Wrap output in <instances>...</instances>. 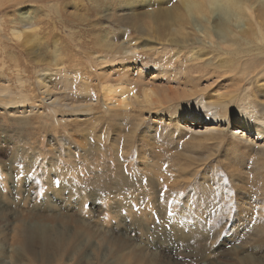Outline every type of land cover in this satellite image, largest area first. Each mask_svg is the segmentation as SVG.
<instances>
[{"label":"rangeland","instance_id":"1","mask_svg":"<svg viewBox=\"0 0 264 264\" xmlns=\"http://www.w3.org/2000/svg\"><path fill=\"white\" fill-rule=\"evenodd\" d=\"M179 2L44 0L0 12L5 28L22 23L19 13L30 20L19 26L23 33L19 42L2 40V50L8 43L4 52L13 61L7 63L10 69L2 70L9 92L18 95L20 89L14 61L27 62L30 68L40 60L44 67H54L56 53L67 73L75 75L72 87L58 93L91 100L92 105L91 119L76 115L80 118L77 127L55 128L54 122L60 123L63 115L55 114L49 103L37 104L43 119L34 129L19 125L0 107V264H264V162L252 154L249 144L244 149L228 138L238 131L236 117L230 119L231 131L220 144L186 138L178 143L179 134L173 135L168 111L141 103L143 86L160 92L170 87L167 83L176 79V73L181 80H196L206 71V76L222 72L227 61L236 66L234 61L240 57H230L238 51L261 46L258 41L248 49L216 39L202 42L203 35L196 29L197 39L175 44L178 27L171 20L162 22L155 17L167 10L177 12ZM250 8L262 27L263 9ZM25 41L29 46L23 47ZM14 43L16 50L10 48ZM128 49H136L135 54L127 53ZM21 70L23 90L30 84L34 87L32 68L27 74ZM102 73L107 80L103 85H117L118 80L134 85L130 97L138 99H126L125 112L109 114L102 110V101L98 105L93 101L100 97ZM83 80L87 83L81 84ZM131 80L135 82L128 83ZM262 80L264 75L254 80L260 102ZM222 81L200 79L198 89L205 90L210 99L227 93L231 105L235 104L240 97H229L237 87L228 88ZM188 119L182 122L187 128L206 131L207 125H195ZM40 123L47 129L43 131ZM95 151L100 156L98 171H103L101 161L107 160L111 177L112 168L119 166L117 158H122L127 179L136 175L129 187L117 185L108 195H89V160ZM127 155L132 164L128 172L124 166ZM153 163H158L160 173L143 177L142 168L152 171Z\"/></svg>","mask_w":264,"mask_h":264},{"label":"bare ground","instance_id":"2","mask_svg":"<svg viewBox=\"0 0 264 264\" xmlns=\"http://www.w3.org/2000/svg\"><path fill=\"white\" fill-rule=\"evenodd\" d=\"M43 1L44 0H0V12L5 9H11L16 6L18 7L26 2L37 4ZM254 5H258L261 9H263V13L261 15H263L264 17V0H180V2L178 3L179 9L177 10V12L174 11L173 13H170V11L167 10V12L162 14V16H159L160 14L156 15L157 17L155 18H157L158 21H162L163 19L168 21L171 20L170 22L173 21V23L178 27V39L176 41L177 43L175 44H185V42H188L189 39L192 37L197 39L196 37H198V34L196 30L200 31L201 35H203L201 39L202 42L205 39L209 40L210 42H212L213 39H216L219 40L221 43H227L230 46H236L240 43V45L245 46V48L247 49L250 44H254L253 42L258 41L261 44V46L254 45L255 49L253 51H255L256 53H254L252 49L245 50L243 52L242 50L238 51V55L236 54V56L230 57H240V59L234 61L236 63V66L233 65V62L227 61L226 70L222 72L212 71L210 73V76H206L208 74L207 71L203 75H200L198 74L199 70H197L194 72L198 74V76L195 77L196 80H185V77H182L183 79L181 80L178 73H176V79L173 80L172 83L171 81H168L169 84L167 83V86L170 85V87L168 86V88H163L162 90L160 89V92H156V90L153 88L149 89L147 88V86H143L144 88L142 89V94H140L142 97L141 103L145 105L147 104L148 106H151L152 108L158 111H168L170 116V118H168V123L174 126L175 128V130L173 129V135H175L176 137V133L179 134L177 135L178 143L186 138L187 140L195 141L196 139H198L200 141L205 142L212 140L214 141V143L220 144L223 138L228 136L227 132L231 131L229 129L230 119L236 117L235 120L238 122V131L232 134L230 133V137L228 136V138L231 141L234 140V143H237L244 149L247 148L249 144L252 150V154L257 157L260 161L264 162V97L263 102H260L259 99H256V96H258V94L255 96L257 92L254 91V80H257L258 77H262L264 75V23L261 27L259 23L255 22V15L250 8V6L254 7ZM54 7L55 9L57 8L56 6ZM19 17V20L22 23H19L18 21V24L11 26V28L9 25L5 28L6 24H4V21H0V104L2 105L0 106L1 109H3L5 113L9 114L10 116H13L15 122H19V125L26 126L27 124V126H29L31 129L36 128L34 127L35 124L43 119V116L41 115V113H39V109L37 108L39 107L38 105H43V103H49L47 104L48 108L53 109L55 111V114L57 112V115L59 113L63 115V120L60 121V123L58 122V120L54 122L55 125L53 124V126H55V128L61 125L65 128L74 126L77 127V124L80 123V121L78 120L80 118L75 117L76 115L85 116L86 118L91 119L92 117H88L89 112L92 109L91 100L85 98L77 100L75 98H70L69 96L67 97L64 92L58 93V91L67 90L68 88L72 87V80L73 76L75 75L72 76L67 73L66 69L63 68V64L59 62V57L56 53H54L52 58L53 62L51 63L54 67H51L52 65L50 67H48V65L47 67H44L40 60L30 65V68L27 65V62L25 64H21L18 62V60L14 61V63L17 64L14 65L13 70H15L18 75H16V77L18 78L17 83H19L20 89L17 87L19 90H17L18 95L9 92V81L3 79L5 77L3 73V71L5 72V70L3 69L5 66H9L7 63L11 59V57L7 56L4 52V49H7L8 43L6 44V46L3 45L2 50V44L5 42H2V40L19 42L22 39L23 33L19 29V26L27 24L30 20L27 16L23 15V13H19ZM155 21L157 20L155 19ZM149 30H152V27H149ZM186 31H189L191 35L188 36L187 34H185L184 32ZM21 44L23 45V47L29 46L28 41L21 42ZM10 48L15 49L17 48V45L14 43V45L10 46ZM147 49L144 51L146 58L150 56L147 52ZM135 51L136 49H128L127 53H129L130 55H134ZM240 52L245 54L241 56ZM113 61H115V59L110 60V63H112ZM198 67L200 68V66ZM31 68L34 72L36 79V93H39L40 96L34 94V91L36 89L34 88L35 86L33 87V85L31 84L28 85L29 87L26 86L28 88L23 90V88H25V81L23 80L22 76L19 75L21 73L18 74L19 69H22V74H27L29 71L28 69L31 70ZM8 69H10V66ZM162 72L166 73L164 70L160 71L159 74H162ZM185 73L186 72H184V74ZM173 74L174 72L171 73V75ZM92 75L93 74H89L91 78ZM171 78L173 79V77ZM204 78L222 79V82H225L228 85V88H232L233 86L237 87V89L234 91L235 93L233 94V97H229V99L235 100L238 97H240V99L233 105H231L232 101L226 98L227 93L220 95V97L217 99H210L209 96H207V94L205 93V90L201 88L198 89L200 79ZM105 79V73L100 74V80H98V85H100L101 87V92L99 91L100 97L93 98V101L96 102L97 105L98 102L102 101L103 106H105V109L102 110H105L109 114L125 112V110L122 108L126 105V99H129L128 101L133 100L130 96H133L134 94V85H124L121 80H118L117 85H110L109 83L107 85H103L105 82H107V80ZM133 81L134 80L128 81V83H133ZM80 82L81 84L87 83L85 80ZM172 86H174V88H171ZM83 88L84 87H81L80 91L85 93L86 91ZM31 93H33L34 96L29 99L28 96ZM136 98L137 97H135L133 101H136L138 99ZM191 102H193L192 106H190ZM63 108H66V110H64ZM187 117L191 119V122L195 125H197L198 123H204V125H207L206 131L204 133H200L197 131L194 132L195 130H193V128H187L185 125L182 124L183 121L187 120ZM86 118H84V121L86 120ZM68 119L70 120V123L65 124L66 120ZM95 119L96 121L99 120L97 116ZM161 119L162 117L157 116L158 121H161ZM30 120L33 121V124L31 123V125L29 124ZM42 123H44L45 125L46 121ZM44 125H41V123L39 124V127H43V131L44 129H47V127H45ZM243 132L246 134H242ZM253 135L256 137L255 140L251 139V136ZM94 140L96 145L97 141L99 140L98 136H96ZM184 146L185 145L183 144V147ZM118 150L120 149H116L117 152ZM96 156L97 153L95 151L93 152L91 159L89 160V165H91V168H89L90 174L88 169L87 173L85 172L86 174H89L87 180L89 182L88 192L90 196L95 197L96 195L100 196V194L106 195L107 193L114 190L117 185L121 187H123L124 185L126 187L130 186V183L135 179L136 175L134 174L135 176H131V181L127 179L128 175L125 176L126 174L124 168L121 165L122 158L120 156L116 160L118 161L119 166L112 168L114 174V176L112 175V177L109 176L108 173L109 161L107 160L101 161L103 162L100 163L103 168V171H98L100 166H98V162H96V159H99L100 156ZM128 158L129 156L127 155L124 160L125 162L123 161L124 166H128L126 172H128V168H130L132 165L131 162L127 161ZM153 164L152 171L142 168V172H144L142 174L143 177H148L150 179L151 176H155L153 172H155V174L157 175V172H159L158 163ZM148 166L151 167V165ZM81 172L82 171H80L79 173ZM86 174L85 176H87ZM78 176H80V174H78ZM25 244L26 243L24 242V245Z\"/></svg>","mask_w":264,"mask_h":264}]
</instances>
